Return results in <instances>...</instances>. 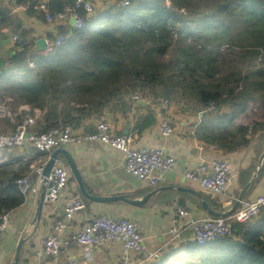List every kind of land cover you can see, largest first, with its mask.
<instances>
[{
    "label": "trees",
    "instance_id": "trees-1",
    "mask_svg": "<svg viewBox=\"0 0 264 264\" xmlns=\"http://www.w3.org/2000/svg\"><path fill=\"white\" fill-rule=\"evenodd\" d=\"M14 4L45 22L75 0H0V22L11 21ZM78 12L84 27L60 26L52 38L65 40L48 55L17 25L24 44L0 57L1 90L16 100L12 133L24 124L23 105L43 112L28 129L40 134L102 120L107 110L126 114L139 101H168L203 110L197 136L218 149L246 147L258 132L264 143V0H115L90 16ZM252 104L261 118L238 123ZM153 114L138 121L139 131L155 123ZM23 176L0 167V214L25 203L16 185ZM231 227L216 241L186 242L179 248L185 252L181 263L264 264V214ZM168 259L148 264H170Z\"/></svg>",
    "mask_w": 264,
    "mask_h": 264
},
{
    "label": "crops",
    "instance_id": "crops-1",
    "mask_svg": "<svg viewBox=\"0 0 264 264\" xmlns=\"http://www.w3.org/2000/svg\"><path fill=\"white\" fill-rule=\"evenodd\" d=\"M91 1L99 10L104 9L115 0ZM68 23L73 27L71 20ZM68 23L40 21L27 15L24 9H14L11 21L0 22V57H11L19 49L13 40L15 35L22 37V29L17 30V25L21 24L23 29L28 30L26 39H39L54 37L59 28L68 27ZM0 102H16V100L13 96L6 95L0 87ZM22 107L30 110L29 114L23 113L25 119L22 126L26 125L28 132V129L34 126L43 112L39 109L32 110L29 105L21 106L20 110ZM150 111L154 113L155 123L143 131H139L136 127L138 121L141 120L143 123L142 118ZM162 111L168 117L173 128V132L169 136H164L161 132ZM246 115H242L238 123L247 124L242 122ZM16 116L12 108L0 104V131L11 134ZM203 116V110L196 111L182 102H169L168 105L138 102V105H134L131 111L126 114L121 111H106L102 120L108 122L111 133L129 135L131 137L130 144L134 148L161 147L175 158V169L162 174L157 187H152L129 174L125 170L124 154L120 150L100 142L84 139V135L95 131L96 125L101 119L92 117L78 128L72 127L74 134L81 139L64 147L72 153L89 193L95 196H124L129 199H140L147 194L156 192L142 207L131 205L122 200L105 203L88 200L82 195L67 160L60 155L57 162L64 165L70 174L65 191L55 202H44L41 220L38 226L33 229L34 227L30 226V223L35 215L41 190V181H34L31 190L26 194L25 203L12 212L10 227L0 235V264H13L20 239L29 234L30 237L23 244L18 264H64L69 258L80 263H87L86 250L75 242H72L69 249L64 250L58 258L44 253L40 246L41 240L50 232L55 220L63 216L65 203L77 196L84 197L86 200V211L89 215L127 218L135 222L144 236L147 247L161 250L160 257L153 261L160 262L164 256H168V263L182 264L185 252L179 251V248L186 242L192 241V233L186 229L183 232V242L171 241V228L182 220L177 213L178 206L188 209L189 218L213 216L204 207V204H207L212 210L225 211L224 204L232 197L238 198L242 189L252 179L264 152V143L259 138L260 132L253 135L248 146L234 151L218 149L205 142L197 136V128L201 125ZM51 153H38L32 145L26 142L23 146L4 150L2 155L7 157L8 161L0 163V167L5 166L9 172H20L27 176L32 163L41 158H49ZM220 159L229 163L230 180L225 195L218 196L209 193L203 190L198 183L185 176L186 171L196 168L202 162ZM263 165L256 181L246 192L244 198L254 199L264 194V174L260 177ZM252 167L255 169L248 177L247 172ZM33 188H36L37 191H32ZM82 219L83 216L80 215L69 222L64 228V234L67 237L74 236L82 227ZM93 256V264H119L122 258V246L111 243L95 248ZM132 257L134 261L138 259L135 254Z\"/></svg>",
    "mask_w": 264,
    "mask_h": 264
},
{
    "label": "built area",
    "instance_id": "built-area-1",
    "mask_svg": "<svg viewBox=\"0 0 264 264\" xmlns=\"http://www.w3.org/2000/svg\"><path fill=\"white\" fill-rule=\"evenodd\" d=\"M41 7L43 8L44 4ZM14 9L25 10L26 6L24 4H14ZM80 9L84 10L89 16L97 11L96 5L91 0H75L73 8L64 13L47 16V21L60 24L61 22L68 23L71 18H75L76 24L73 27L83 28L85 21L78 12ZM13 40L19 47L24 44L23 40L17 35L13 37ZM64 40L65 36L62 35L55 38H45L46 48L41 53L48 55L55 48L61 46ZM134 99L140 100L139 95H135ZM168 104L169 102L165 101L161 105ZM161 113V132L164 136H169L173 132L172 125L165 113L163 111ZM25 126H21L11 134L0 132V163L8 161V158L2 155L4 150L23 146L26 142L32 145L38 153H51L58 147H64L81 139L74 134L70 126L65 128L54 127L40 134H29ZM25 133L29 134L27 138L24 137ZM84 139L100 142L123 152L125 170L152 187H157L161 175L173 171L176 166L175 158L170 156L163 148H134L130 144L131 137L129 135L111 133L109 124L105 120L99 121L95 131L84 135ZM48 160V157L46 159L41 158L37 160L36 165H33V163L30 165V173L16 181L20 192L25 195L28 194L34 181H41ZM69 176V170L64 165L56 162L48 178L52 184L46 190V202L52 203L59 198L67 187ZM185 176L198 183L203 190L209 193L218 196L225 195L230 180L229 163L224 159L202 162L196 168L186 171ZM32 191L36 192L37 189L33 188ZM236 200L237 197L229 199L224 204L225 211L231 209ZM86 208V202L81 196L70 199L65 203L63 216L55 220L50 232L40 242L44 253L58 258L64 250L69 249L72 242H75L86 250L87 263H80L69 258L64 264H93V251L95 248L117 243L122 246V258L119 264H146L160 257L161 250H153L147 247L144 236L135 222L127 218L89 215ZM12 212L0 214V235L4 234L10 227ZM177 213L182 220L171 228V241L183 242V232L188 229L192 233L191 240L204 245L231 234V226L234 221L248 222L264 214V194L254 199H242L238 208L227 217L189 218L190 212L183 206H178ZM80 215L83 216L81 229L74 236L67 237L64 234L65 226ZM133 254L138 258L135 261L132 257Z\"/></svg>",
    "mask_w": 264,
    "mask_h": 264
},
{
    "label": "water",
    "instance_id": "water-1",
    "mask_svg": "<svg viewBox=\"0 0 264 264\" xmlns=\"http://www.w3.org/2000/svg\"><path fill=\"white\" fill-rule=\"evenodd\" d=\"M71 24H72V26H75V24H76L75 18H71ZM37 47H38L39 52H42L45 50L46 43H45L44 37H41L37 40ZM139 103H146V102L145 101H139ZM22 113L29 114L30 110L28 108L27 109L23 108ZM28 136H29L28 133L24 134L25 138H27ZM60 155H62L67 160L68 165L71 168V171H72V173H73V175H74V177H75V179L79 185V188H80L82 195L88 200H91L94 202H99V203L122 200V201H125L131 205L142 207L147 203L149 197L153 193L156 192V191H154L150 194H147L146 196H144L140 199H129V198H126L124 196H95V195H92L91 193H89L87 191V189L85 187L82 174H81V172H80V170L76 164V161H75L72 153L68 149H66L65 147H58V148L54 149L53 152L51 153L49 160H48V162L45 166V169L43 171V174H42L40 196H39V200L37 203L35 215H34L32 221L30 223V226L34 227L33 229H35L38 226V224L41 220L42 210H43V206H44V202H45L46 190L52 184L51 181L48 180V178L50 176V173H51L53 166L58 161ZM263 162H264V152L261 156V159L259 161V164H258V167H257L255 174L253 175L252 179L246 184V186L242 189V191L239 194L235 204L233 205V207L231 209H229L227 211H215V210H212L207 204H204V207L208 210V212L211 215L216 216V217H227L230 214H232L240 205V201L242 199H244L246 192L249 190V188L256 181V179L258 177L259 170H260L261 166L263 165ZM29 237H30V234L20 239L18 246H17V251H16V254L14 257L13 264L19 263L23 244L26 242V240Z\"/></svg>",
    "mask_w": 264,
    "mask_h": 264
},
{
    "label": "rangeland",
    "instance_id": "rangeland-1",
    "mask_svg": "<svg viewBox=\"0 0 264 264\" xmlns=\"http://www.w3.org/2000/svg\"><path fill=\"white\" fill-rule=\"evenodd\" d=\"M15 103L16 102H0V104H4L8 108L16 107ZM246 114H245L246 117H244V120H242V122H246L247 124H252L253 121L259 120L261 118V112L258 109V105L257 104H252V106L249 108V110H248V112ZM1 133H3V132H1ZM254 136H255V134H254ZM36 163L37 162H34L33 165H36Z\"/></svg>",
    "mask_w": 264,
    "mask_h": 264
}]
</instances>
